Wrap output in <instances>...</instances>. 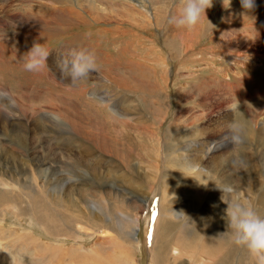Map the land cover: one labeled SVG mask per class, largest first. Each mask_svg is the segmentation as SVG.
Here are the masks:
<instances>
[{
    "label": "rangeland",
    "instance_id": "1",
    "mask_svg": "<svg viewBox=\"0 0 264 264\" xmlns=\"http://www.w3.org/2000/svg\"><path fill=\"white\" fill-rule=\"evenodd\" d=\"M82 1L62 0L55 4L69 13L56 15L61 21L47 28L21 18L33 16L28 14L35 7L46 13L49 8L44 7L45 0L0 1V177L9 181L11 176L16 186L19 182L21 186L28 184V190H44L42 195L47 196L50 208L49 199L61 197L66 204L62 212L68 213V201L80 205L81 196H85L89 204L84 207L91 212L87 226H79L84 234L78 251L83 253L80 257L74 254L76 258L70 260L68 249L75 247L68 237V223L55 232L26 215L15 214L12 196L18 191L2 186L0 194L8 198L0 201V218L4 217L0 225L5 232L13 230L12 236L6 234L0 240L3 246L7 243L5 247L10 252L7 264H117L112 263L113 258L122 264H151L152 232L164 200L177 199L182 209L195 201V215L207 214L214 206L205 197L200 202L197 193L204 175L177 177L179 170L167 162L172 154L163 145L177 148L174 139L196 141L193 143L197 147L205 138L217 139L199 146V157L210 146L218 147L208 160L200 158L201 165L196 157L194 171L209 164L205 169L213 185L208 188L211 191L225 183V178L230 177L235 184L241 177L254 208L261 206L258 194L264 193V0H255L251 10L244 9L241 0H212L211 7L205 10L206 17L192 31L169 23V17L179 13L184 0H108L103 2L106 8ZM91 4L102 17L90 16ZM19 7L24 11L14 10ZM9 12L18 15L4 16ZM34 41L46 45L51 52L46 69L39 73L23 69V54ZM78 49L90 51L96 65L94 75L85 82H73L59 67ZM252 53L258 55L255 63L248 61V56L241 57ZM82 84L85 87L81 88ZM100 95L105 102L96 100L95 96ZM236 100L240 111L228 110L227 106ZM234 121L247 128L246 140L238 146L225 141L227 135H223ZM99 132V137L95 136ZM77 148L83 149V165L93 170L81 173V160L75 158ZM187 153L193 155L191 151ZM229 155V163L219 161ZM243 157L245 170L240 174L236 166L232 169V162ZM215 190L219 202L222 191L217 187ZM88 195L100 197L96 202L101 197L111 199L113 212L106 211L105 201L97 203L94 210L89 208L94 201ZM194 198L199 199L198 203ZM98 207L104 212H99ZM186 214L190 217V213ZM97 216L102 217L97 220ZM174 218L179 222L188 220L183 214ZM23 232H28L23 235L28 236L32 247L38 246L36 249L12 246V238ZM126 251H132L131 256H125ZM187 254L176 262L208 264L199 263L200 257L187 259Z\"/></svg>",
    "mask_w": 264,
    "mask_h": 264
},
{
    "label": "bare ground",
    "instance_id": "2",
    "mask_svg": "<svg viewBox=\"0 0 264 264\" xmlns=\"http://www.w3.org/2000/svg\"><path fill=\"white\" fill-rule=\"evenodd\" d=\"M1 1V0H0ZM15 1V0H14ZM44 0H42L43 2ZM91 3H100L101 5H103L104 8H106L103 4V2H108V0H88ZM11 2V1H10ZM47 2V3H46ZM62 2V0H45L44 7L49 8L47 10L46 13H42V11L39 10V7H35L36 10H32V12L28 15H33V16H22L21 18H25L24 21L27 20H32L35 21L37 23H42L44 24L42 26V28H47L49 27L51 23H56L57 20H60L59 17H55L56 15H67L69 12H66L64 9H57L58 6H54L55 4H60ZM83 1L79 0V3L81 4ZM3 3V2H2ZM69 3V0H68ZM5 4V2H4ZM7 4V3H6ZM9 4V3H8ZM7 4V5H8ZM111 4V3H108ZM113 5V4H111ZM123 5V4H121ZM3 6V5H2ZM6 6V5H5ZM80 6V5H78ZM117 6V5H115ZM119 6V5H118ZM111 8V6H110ZM16 9H21L22 11H24V9H22L21 7L19 8H15ZM109 9V8H108ZM114 9V8H113ZM119 9V8H117ZM10 10L6 8V11ZM68 10V8H67ZM70 10V9H69ZM89 10H90V16L93 19H99V17H102L96 10H95V5L93 6L92 4L89 6ZM116 10V9H115ZM11 11V10H10ZM75 11V10H74ZM104 11V10H103ZM112 12V10H110ZM117 11V10H116ZM115 11V12H116ZM125 11V10H124ZM73 12V10H71V13ZM119 12V11H118ZM126 12V11H125ZM122 12V13H125ZM128 13V12H127ZM119 14V13H116ZM137 14V13H136ZM139 14V13H138ZM137 14V17H138ZM142 15L144 13H141ZM140 14V15H141ZM18 14H11V12L4 14V16L8 17V18H12V17H16ZM89 15V14H88ZM106 15V14H105ZM139 15V16H140ZM70 15H68L69 17ZM122 16V15H121ZM128 17V15H126ZM112 17V16H111ZM27 18V19H26ZM110 18V15H109ZM139 18V17H138ZM142 18V17H141ZM145 17H143L144 19ZM260 18V17H258ZM70 19V18H69ZM101 19V18H100ZM106 19V18H105ZM109 20V19H108ZM131 20V19H130ZM61 21V20H60ZM149 21V20H148ZM243 21V20H242ZM135 22V21H134ZM150 24V23H149ZM52 27V26H51ZM242 27V26H241ZM264 27V26H263ZM66 29H68V27H66ZM61 30V29H60ZM48 33V32H47ZM43 34H45V32H43ZM53 34V33H52ZM22 35V34H21ZM256 35V34H255ZM23 37V36H22ZM50 38V36H48V39ZM81 39V38H79ZM45 40V39H44ZM89 44V43H88ZM90 45V44H89ZM65 46V45H64ZM85 48L88 47V45H84ZM68 48V47H67ZM234 48V47H233ZM87 53H91L90 51H86ZM51 53V52H50ZM61 53V52H60ZM226 53V52H225ZM253 54V53H252ZM240 56V55H238ZM247 60L251 61V63H255V60L258 55L253 54H247V55H243L242 54V58L245 59L246 57ZM49 58V57H48ZM232 58V57H229ZM263 60V57H260ZM234 59V58H233ZM236 59V58H235ZM260 59V61H261ZM99 60V59H98ZM101 61V60H100ZM237 61V60H235ZM258 60V63L260 62ZM96 62V61H95ZM110 63V62H108ZM106 63V64H108ZM241 63V62H240ZM236 64V63H235ZM55 65V64H54ZM237 65V64H236ZM96 66V65H95ZM111 66V65H110ZM58 68V67H57ZM111 68V67H110ZM113 68V67H112ZM111 68V69H112ZM262 68V66H261ZM24 69V68H23ZM46 69V68H45ZM107 69V68H106ZM109 69V68H108ZM46 71V70H45ZM44 71V72H45ZM47 72V71H46ZM108 72V71H107ZM58 73V72H57ZM105 73V72H104ZM46 74V73H45ZM53 74V73H52ZM38 75V74H36ZM34 75V76H36ZM33 76V77H34ZM39 76V75H38ZM61 76V75H60ZM52 77V76H51ZM64 76H62L63 78ZM67 77V76H66ZM37 78V77H36ZM39 78V77H38ZM33 80V79H32ZM35 80V79H34ZM64 80V79H63ZM62 80V81H63ZM57 84V83H56ZM58 87V86H57ZM85 87V85L82 84L81 88ZM73 91V90H72ZM57 92V91H56ZM59 92V91H58ZM82 92V91H81ZM244 92V91H243ZM84 94V93H81ZM96 100L98 101H102L105 102L104 98L102 97V95H100L99 97L95 96ZM73 100V99H72ZM87 105V104H86ZM264 105V104H263ZM95 105H92V107H94ZM91 111L95 114V112L92 110V108L90 106H88ZM97 108V106H96ZM218 108V107H216ZM114 110V109H113ZM101 111H97V114H100ZM56 115V114H55ZM166 115V113H165ZM93 116V115H92ZM100 116V115H99ZM242 116V115H241ZM94 117V116H93ZM41 118V117H40ZM59 119V118H58ZM248 119V118H247ZM3 120V119H2ZM89 120V119H88ZM227 120V119H226ZM240 120V119H239ZM237 120V121H239ZM245 120V119H244ZM75 121V120H74ZM246 121V120H245ZM72 123V122H71ZM72 125V124H71ZM223 125V123H222ZM249 127V126H247ZM251 127V126H250ZM73 128V127H72ZM247 129V128H246ZM249 129V128H248ZM102 130V129H101ZM228 130V129H227ZM226 130V131H227ZM86 131V130H85ZM223 135H228L229 131L226 132ZM102 132V131H101ZM247 132V131H246ZM82 134V133H81ZM92 134V133H91ZM100 132L96 133L95 136L99 137ZM102 135V133H101ZM94 136V137H95ZM103 136V135H102ZM102 136H100V138L102 139ZM91 137V135H90ZM106 136H103V139ZM168 139H169V134L167 135ZM185 137V136H184ZM92 138H93V134H92ZM74 139V138H73ZM222 139V138H221ZM24 140V139H23ZM79 140V139H78ZM95 140V139H94ZM97 140V139H96ZM107 140V139H106ZM217 139L213 140L212 138H205L203 140H201L198 143V147L197 145H195L194 143L196 141H191V142H184L182 141V139H174L175 145H177V148H174L172 150V148H169L167 146V144H164V148L166 146L167 150L165 149V151L169 154H172V157H169L167 159V162L171 165L174 166L175 168H177L179 170V173L177 174V177H193L196 178V176L201 175L203 177H205V180H201L200 181V185L197 188V193L200 199V202L202 199H204L203 197H205L206 199H209V201L211 200L212 202H214V206H212L211 208V212L209 211L207 214H202L201 215H195L193 213V210H196V205L194 204L195 201H193L189 208L187 207L186 209H182L180 203L177 202V199H173V200H164L161 205L159 206V217L157 218L156 222H157V226L155 225L154 230L152 232V236H153V241L151 243V247H150V259H151V264H187L186 261L182 260L181 262L178 261L176 262L177 259H180L182 256H184V254L188 257H185L187 259H192L194 260L195 257H200L201 261L199 263H206L208 262V264H254L253 258L249 255L247 249L242 246V245H237L235 244L232 239L230 238V230L227 227V219L224 218L226 215L225 209L227 207V204L224 201H217L216 200V196L218 195V193L216 192V187L219 189L218 186H215L213 189L214 191L209 190L208 188L212 187L213 185H210L209 182V174H208V170H206V165L209 164H204L203 166L199 167L198 170L195 169L196 171H194V165L196 164L194 161L196 159V162L198 164H200V161L202 159L204 160H208V157H211V152L214 151L215 147L218 146H210L207 150V153L205 155H203L202 157H199V152H200V147L202 144H204L205 142H215ZM258 140V139H257ZM260 140V139H259ZM73 141V140H72ZM76 141V140H75ZM226 141V140H225ZM67 142V141H66ZM77 142V141H76ZM194 142V143H193ZM262 142V141H261ZM260 142V143H261ZM51 144V143H50ZM83 144V143H82ZM82 144H80L79 146L81 147ZM258 144V143H257ZM264 144V143H263ZM71 144L68 143V147ZM85 145V144H84ZM111 145V144H110ZM92 146V145H91ZM188 147V149L186 150V148ZM260 148V147H259ZM72 149V148H71ZM79 149V150H78ZM82 148H77L76 151H79V154L77 156H75L76 160H81V164L82 167L80 168L81 173L84 174V171H88V170H93V168L89 167V166H85L83 165V161H84V156H83V152H81ZM75 150V149H74ZM83 150V149H82ZM261 150V149H260ZM193 152V155L187 153V152ZM224 153V152H223ZM222 153V154H223ZM245 153V152H244ZM76 154V153H75ZM256 154V153H255ZM191 155V156H190ZM226 155V154H225ZM247 155V154H246ZM254 155V154H253ZM190 156V157H189ZM234 156V155H233ZM232 156V157H233ZM238 156H242V152L238 153ZM245 156V155H244ZM225 156V158L220 159L219 161L222 163L224 161H226L229 163L230 161H232L230 159V155L229 157ZM249 157V156H248ZM245 157H243V162L246 160H244ZM74 159V158H73ZM95 159V158H94ZM219 159V158H218ZM251 159V158H250ZM93 160V159H92ZM104 160V159H103ZM254 160V158H253ZM12 161V160H11ZM247 163V162H246ZM255 163V162H254ZM80 164V163H78ZM85 164V163H84ZM251 164H253L251 162ZM73 164L71 163V166ZM201 165V164H200ZM245 165V164H244ZM70 166V165H69ZM78 166V165H77ZM96 166V165H95ZM247 166V165H246ZM254 166V165H252ZM49 167V166H48ZM79 167V166H78ZM233 167V166H232ZM96 168V167H95ZM39 169V168H38ZM71 169V168H70ZM69 169V170H70ZM77 169V168H76ZM228 169V168H227ZM233 170L235 169V166L232 168ZM249 169V168H248ZM229 170V169H228ZM242 170V173H244V169H240ZM239 170V172H240ZM43 171V170H42ZM96 171V170H95ZM237 171V169H236ZM235 171V172H236ZM76 172V171H75ZM225 172V169H224ZM234 172V173H235ZM40 173V172H39ZM47 173V172H46ZM72 173H73V169H72ZM78 173V172H77ZM172 173V172H171ZM222 173V172H221ZM228 173V172H227ZM240 172V174H242ZM42 174V173H41ZM175 174V173H174ZM216 174V173H215ZM81 175V174H80ZM172 175V174H171ZM176 176V174H175ZM236 176V175H235ZM45 177V176H44ZM71 177V176H70ZM175 177V178H177ZM211 177V176H210ZM226 177V175H225ZM237 177V176H236ZM12 177L10 176V180L6 181V177H0V188L2 186H6L8 187L11 191H14L17 189V193L14 194V196H12L13 198V202L16 204L12 210H14L13 212L16 214L17 212L23 215L28 216L30 219H33V221L35 220L38 225L42 226V228H45L47 230H49L48 228L50 227L51 229L55 230V232L58 231V227H61L63 224L68 223V237L70 236V240L73 242L72 245H74V247L76 248H72V249H68V258H70V260H72L73 258H76L74 254H78V256L80 257L82 255V251H78L80 242L82 240V234H84V232L81 230V228L79 227L81 224H84L85 226H87L89 217H90V209H88V207H84L86 206V204H89L87 202V198L85 196H81V204H75V203H70L68 201V213L62 212V208L66 205L65 203H63V200L58 198L56 196V198H52L49 199V201L51 203H53V205L50 203L51 208L49 207L48 204V200H47V196L42 195V192L37 190L36 188H33L31 190H28L29 185L28 184H24L23 186L19 185L21 184L20 182L18 183V185L16 186L15 182L11 179ZM171 178V177H170ZM185 178V177H184ZM224 179V178H223ZM37 181V180H36ZM92 181V180H90ZM177 181V180H176ZM233 179L229 178H225V184H232L234 185L237 190L239 191L241 197L245 200L250 201V198L247 194L248 188L245 187L244 185V179H242L241 177H238V181H236L235 184H233ZM172 182V181H171ZM182 182V181H181ZM179 182V183H181ZM220 182V181H219ZM223 182V181H222ZM25 183V182H24ZM48 183V182H47ZM213 183V181H212ZM224 183V182H223ZM169 184V183H167ZM172 185V183H170ZM169 184V185H170ZM178 184V183H176ZM214 184H216L214 182ZM218 184V183H217ZM221 184V183H219ZM262 184V183H261ZM170 185V186H171ZM174 185V184H173ZM177 186V185H176ZM173 186V187H176ZM38 187V186H37ZM158 187V186H157ZM182 187V186H181ZM41 188V186H40ZM172 188V187H171ZM264 188V187H263ZM166 189V188H165ZM9 190V191H10ZM89 190V189H88ZM220 190V189H219ZM221 191V190H220ZM262 190H260L261 192ZM89 192V191H88ZM257 192V193H260ZM86 193V192H84ZM174 193V192H173ZM163 195V192L161 193ZM184 194V193H183ZM251 194V193H249ZM46 195V194H45ZM161 195V196H162ZM172 195V194H171ZM222 195V194H221ZM259 195V201H260V207L256 209V211L261 215L264 212V193L261 192V194ZM257 195V196H258ZM166 196V194L164 195ZM196 196V195H193ZM252 196V195H251ZM88 197L90 198L91 196L88 195ZM8 198V196L6 195H1L0 194V201H5ZM100 197L97 196H93L91 197V201H94V204L89 207L91 209H96V204L100 203V201H105L107 202L106 204V211L109 213L113 212V206L111 204V199L109 198H104L101 197V200L97 201V199H99ZM196 198V197H195ZM194 200H197L195 199ZM219 198V197H218ZM256 198V197H255ZM107 201H106V200ZM199 199L197 200V203L199 201ZM179 200V199H178ZM220 200V199H218ZM71 201V200H70ZM210 201V202H211ZM28 202V205L25 204ZM208 202V201H207ZM18 204V205H17ZM10 205V204H9ZM200 205V204H199ZM210 205V204H209ZM213 205V204H212ZM146 207V205L144 206ZM202 207V206H201ZM148 208V207H147ZM207 209V208H205ZM61 210V211H60ZM189 211L186 213H190V218L191 220H186L184 222H179L175 220V216L177 215L176 212H180V211ZM204 210V209H203ZM98 211L99 212H104L102 207H98ZM66 213V214H65ZM185 213V214H186ZM115 214V213H114ZM113 214V215H114ZM264 214V213H263ZM189 216V215H188ZM27 217V218H28ZM102 216H97V220H99ZM4 217L0 218V220L2 221ZM28 218V219H29ZM106 216L103 215V219H105ZM183 218V217H182ZM90 219H93V215L91 216ZM18 220V219H17ZM24 220V219H23ZM16 222V221H15ZM35 222V223H36ZM19 223V222H18ZM156 224V223H155ZM65 226H67L65 224ZM66 228V227H65ZM25 229L27 230V228L25 227ZM50 229V230H51ZM64 229V228H63ZM44 230V229H43ZM147 230V228H146ZM62 231V230H61ZM13 230H10V232H5V230L3 229L2 225H0V240L2 238H5V235H13L12 234ZM15 232V231H14ZM52 233V231H50ZM55 232L53 231V234H55ZM28 232H23L20 235H16V238H12L13 242H12V246L13 247H20L22 245H25L26 247H29L31 249H36V247L38 246H31L30 241L28 236L23 235L26 234ZM61 233V232H60ZM70 233V234H69ZM137 233V226H134V234ZM67 234V233H66ZM47 235V234H46ZM45 235V236H46ZM51 234H48V236ZM52 236V235H51ZM67 237V238H68ZM133 240H136L135 238H132ZM19 240H23V243H19ZM77 240V241H75ZM17 244V245H16ZM5 246H7V243L3 246V244H1L0 242V261L2 264H7L5 262L6 256L10 254V252L8 251V248H6ZM51 250H54L52 246H47V248H49ZM85 248V247H84ZM128 248V247H127ZM63 249V248H62ZM6 250V253H5ZM60 250V249H59ZM35 251V250H34ZM36 252V251H35ZM37 254V253H36ZM132 251H129L125 253V256H131ZM190 257V258H189ZM4 258V259H3ZM124 258V257H123ZM183 259V258H182ZM186 259V260H187ZM199 260V259H198ZM116 262L117 264H122V262L118 259V258H113V262ZM193 263V262H192Z\"/></svg>",
    "mask_w": 264,
    "mask_h": 264
},
{
    "label": "clouds",
    "instance_id": "3",
    "mask_svg": "<svg viewBox=\"0 0 264 264\" xmlns=\"http://www.w3.org/2000/svg\"><path fill=\"white\" fill-rule=\"evenodd\" d=\"M211 5L212 0H184L179 13L169 17V23L192 31L198 27L202 17H206L205 10ZM241 5L246 10L256 6L255 0H241ZM49 55L50 49L46 45L34 41L23 54V68L29 72L39 73L46 67ZM59 67L61 73L71 77L73 82H85L95 73L93 57L83 49L73 50L70 59L62 61ZM227 107L233 112L240 111L238 100ZM246 136V125L234 121L229 126V134L225 140L238 146L245 142ZM232 163L237 167V171L245 168L242 159H234ZM217 186L222 191L221 200L227 204L224 218L227 219L230 238L235 244L247 249L254 264H264V216L256 211L250 201L241 197L234 185L221 183ZM176 214H183L191 220L183 211Z\"/></svg>",
    "mask_w": 264,
    "mask_h": 264
}]
</instances>
